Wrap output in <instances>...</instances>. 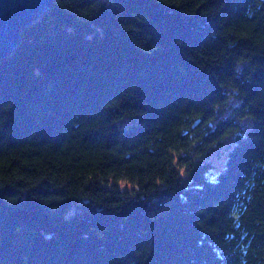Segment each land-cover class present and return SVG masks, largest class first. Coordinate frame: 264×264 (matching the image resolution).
Here are the masks:
<instances>
[{"label":"trees","instance_id":"16d2710c","mask_svg":"<svg viewBox=\"0 0 264 264\" xmlns=\"http://www.w3.org/2000/svg\"><path fill=\"white\" fill-rule=\"evenodd\" d=\"M20 34L0 264H264V0H53Z\"/></svg>","mask_w":264,"mask_h":264},{"label":"water","instance_id":"95a60500","mask_svg":"<svg viewBox=\"0 0 264 264\" xmlns=\"http://www.w3.org/2000/svg\"><path fill=\"white\" fill-rule=\"evenodd\" d=\"M53 0H0V61L10 55L21 41V27L37 21L52 5ZM45 233L53 237L54 228Z\"/></svg>","mask_w":264,"mask_h":264},{"label":"rangeland","instance_id":"374dc122","mask_svg":"<svg viewBox=\"0 0 264 264\" xmlns=\"http://www.w3.org/2000/svg\"><path fill=\"white\" fill-rule=\"evenodd\" d=\"M231 139V138H230ZM228 139L222 147L216 148L210 155V160L215 164V168L209 173V177L215 179L221 169L224 168L225 160L230 149L231 141ZM229 146V147H228Z\"/></svg>","mask_w":264,"mask_h":264}]
</instances>
